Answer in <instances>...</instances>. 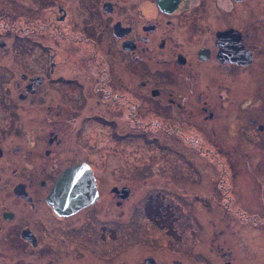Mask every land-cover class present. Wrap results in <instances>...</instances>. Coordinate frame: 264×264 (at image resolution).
Here are the masks:
<instances>
[{
    "label": "flooded vegetation",
    "instance_id": "obj_1",
    "mask_svg": "<svg viewBox=\"0 0 264 264\" xmlns=\"http://www.w3.org/2000/svg\"><path fill=\"white\" fill-rule=\"evenodd\" d=\"M99 2H0V264H264V0Z\"/></svg>",
    "mask_w": 264,
    "mask_h": 264
},
{
    "label": "rangeland",
    "instance_id": "obj_2",
    "mask_svg": "<svg viewBox=\"0 0 264 264\" xmlns=\"http://www.w3.org/2000/svg\"><path fill=\"white\" fill-rule=\"evenodd\" d=\"M31 0H26L27 3H29ZM95 0H35V4L37 6H42V3H47V2H53L54 5H44L42 7L47 8V7H53L55 6L57 3L60 7H63L66 10V13H70L72 11V8L74 7H80L81 10H85V8L87 10H89ZM107 1H111L114 2L115 0H100V5L99 6H103V4ZM0 2H5V0H0ZM71 3V5H69ZM3 5H1L0 7H2ZM8 6V5H7ZM85 6V8H84ZM97 6V7H99ZM101 20L97 22V26L101 25ZM65 23H63V25H65ZM62 25V24H61ZM115 143H108V146L110 147H114ZM130 146H127V149H129ZM144 145L140 144V149H143ZM206 149V147H205ZM114 159V158H113ZM113 165H115L116 161L112 160ZM234 165H237V162L234 163ZM185 174L186 178L185 180L189 183V184H193V185H199V184H207V183H215L217 184L218 182H220L223 177H225L226 179H228L229 177V163L227 160L225 159H214V158H203V159H197V160H193L190 159L187 161L186 165L180 169L178 171V174ZM216 176L217 181L215 180H208L210 177ZM214 178V177H213ZM229 182V179L226 180V183ZM192 192H191V196H192ZM189 201L192 199L190 197H188ZM198 205V204H197ZM200 206V205H199ZM191 214L190 212V208H188V215ZM206 222V218L203 219ZM139 238V235H136L132 238L131 243L129 245H131L136 239ZM127 245V246H129Z\"/></svg>",
    "mask_w": 264,
    "mask_h": 264
},
{
    "label": "water",
    "instance_id": "obj_3",
    "mask_svg": "<svg viewBox=\"0 0 264 264\" xmlns=\"http://www.w3.org/2000/svg\"><path fill=\"white\" fill-rule=\"evenodd\" d=\"M79 169L82 167H77L75 169H69L65 172V174L59 179L52 195L49 197V202L54 205V207L59 211L63 212L62 208H72V204H65L66 200H76V204L80 202H89L95 200L96 189L93 188V184L87 181L85 190L79 191L77 186L72 187L71 183H69V178L76 174ZM92 187V188H91ZM94 196V197H93Z\"/></svg>",
    "mask_w": 264,
    "mask_h": 264
}]
</instances>
